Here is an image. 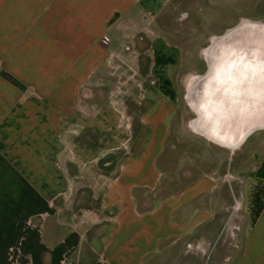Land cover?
I'll list each match as a JSON object with an SVG mask.
<instances>
[{
	"label": "crops",
	"instance_id": "obj_1",
	"mask_svg": "<svg viewBox=\"0 0 264 264\" xmlns=\"http://www.w3.org/2000/svg\"><path fill=\"white\" fill-rule=\"evenodd\" d=\"M221 2L264 17V0H0V264H204L220 254V230L243 209L235 183L264 184V150L237 170L254 134L225 165L193 136L199 165L176 179L165 158L185 67L172 37L219 26L209 13ZM201 162L210 174H198ZM234 264H264V209Z\"/></svg>",
	"mask_w": 264,
	"mask_h": 264
},
{
	"label": "water",
	"instance_id": "obj_2",
	"mask_svg": "<svg viewBox=\"0 0 264 264\" xmlns=\"http://www.w3.org/2000/svg\"><path fill=\"white\" fill-rule=\"evenodd\" d=\"M205 70L191 78L184 99L189 129L230 152L264 131V20H242L214 37L203 52Z\"/></svg>",
	"mask_w": 264,
	"mask_h": 264
},
{
	"label": "rangeland",
	"instance_id": "obj_3",
	"mask_svg": "<svg viewBox=\"0 0 264 264\" xmlns=\"http://www.w3.org/2000/svg\"><path fill=\"white\" fill-rule=\"evenodd\" d=\"M232 5H227L226 2H221L219 4L218 3L213 4V6L211 7L215 9V12L211 11V13L209 14L212 17L215 15H218V18L220 17L219 26L217 27H212V26L206 27L205 26V28L203 29L197 28V26L196 27L190 26V27L183 28V30H181V32L183 33L181 34L183 36H177L174 34L172 37L173 40L176 41L182 47L184 51V58L182 59V65H185V67L182 66V69L179 70V72L175 76L176 78L175 82L178 88L180 89L179 102H180L181 110L176 115L175 121L177 125L173 127L172 136L166 145L167 154L165 158V163L168 167H170L168 168L170 173H168L167 176L172 179L178 178V176L181 175V171L186 170L188 167H196V166L198 167L199 165V164H195V161L192 159V157L195 155L196 152H195V148L191 147L190 139H195V137H200V136L193 135L192 131L189 129V126H188L189 122L194 118V114L192 110L188 107L184 99L185 89H186L187 82L191 78L197 76L196 75L197 73L195 72L199 70H202L204 72L206 65H205V61L203 57V52L208 47L211 40L214 37L221 35L223 32L233 27L238 22L245 20V18L239 17L238 14L235 15L237 11L234 12V10H231V11L229 10L230 7L237 8L238 6V4L236 5L232 4ZM221 19L227 20L224 23L228 25L224 26L223 24H221ZM247 20L254 21L256 20V17L252 15L247 16ZM193 24H195V22H193ZM215 32H217L218 34L215 35L214 34ZM208 33L212 35L207 36ZM199 56H202L201 60H199L198 58ZM200 61L202 62V65L200 66V69L197 70L196 68H197V65L199 67ZM193 67H195V69L192 70ZM192 71H194V73ZM262 141H264V132L256 133L248 140V142L243 146L242 150H240V152H238V154H236L235 156V163L238 166L237 170L238 169L243 170L244 168H246L243 166L248 164L254 150H259V149L264 150V144L262 145ZM207 143L209 142L207 141ZM209 144L211 145V147H214L215 149L218 147L211 143ZM218 151L220 154L219 155L220 159L223 161L222 162L223 165H225L227 163V157L230 158V156H232V152H229L228 150L222 149L220 147H218ZM242 157L243 159H240ZM196 163H199V161H197ZM202 163L203 162H201V167L199 166V169L201 171L198 172V174H202L203 172H204L203 174L205 173L210 174L213 170V167H209V166L204 167ZM179 167H181V169L178 172L177 170L179 169ZM221 168H222V171L220 174L222 175L220 176L222 179V178H225L224 176L226 174L225 173L226 167L224 166ZM188 173H189V176L193 174L191 172H188ZM194 174L196 175V173ZM239 180L240 182L237 181L235 183L236 197H237V200H240V201L242 200L243 209L239 211L231 212L229 214L230 220H228L227 226H225L223 230H220V235L218 237V246H221V244H223V247H221L220 249V254H214L213 256L210 255L207 260H205L206 259L205 258L204 264H234L240 253L245 231L250 225L248 207H249V194L251 192L252 186L247 180H244L243 177H241ZM222 205L223 204H220L219 206H222ZM203 206L209 208L208 203H203ZM231 227H233V233L230 235L229 232L231 231L230 230ZM227 250H229L228 257H230L228 262L225 261L227 258L226 257Z\"/></svg>",
	"mask_w": 264,
	"mask_h": 264
},
{
	"label": "trees",
	"instance_id": "obj_4",
	"mask_svg": "<svg viewBox=\"0 0 264 264\" xmlns=\"http://www.w3.org/2000/svg\"><path fill=\"white\" fill-rule=\"evenodd\" d=\"M264 209V184L256 183L249 194L250 227L254 225L261 211Z\"/></svg>",
	"mask_w": 264,
	"mask_h": 264
},
{
	"label": "flooded vegetation",
	"instance_id": "obj_5",
	"mask_svg": "<svg viewBox=\"0 0 264 264\" xmlns=\"http://www.w3.org/2000/svg\"><path fill=\"white\" fill-rule=\"evenodd\" d=\"M264 20V17L260 18L259 20H256V21H262ZM236 25V24H235ZM230 152V151H229Z\"/></svg>",
	"mask_w": 264,
	"mask_h": 264
}]
</instances>
